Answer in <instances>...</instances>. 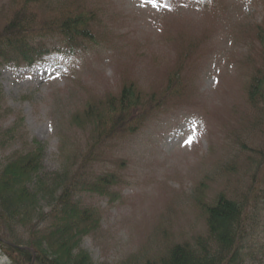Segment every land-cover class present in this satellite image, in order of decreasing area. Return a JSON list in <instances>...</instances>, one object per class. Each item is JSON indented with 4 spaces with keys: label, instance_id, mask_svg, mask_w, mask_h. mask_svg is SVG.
<instances>
[{
    "label": "rangeland",
    "instance_id": "rangeland-1",
    "mask_svg": "<svg viewBox=\"0 0 264 264\" xmlns=\"http://www.w3.org/2000/svg\"><path fill=\"white\" fill-rule=\"evenodd\" d=\"M83 1L99 12L108 48L72 65L54 55L32 68L0 67L5 108L11 111L5 126L24 119L29 138L46 147L44 173L61 172L75 144L84 142L71 119L92 91L100 95L107 87L116 92L122 78H131L145 91L161 92L177 55L174 40L182 33L200 41L183 71L191 79L188 101L122 140L93 166L98 172L116 171L117 161L126 163L127 184L117 189L121 199L110 203L85 195L104 220L84 248L96 264H117L132 255L153 254L163 239H189L202 230L193 192L209 178V198L216 195L227 180L220 166L238 152L234 109L242 102L243 61L249 54L244 31L263 21L264 0ZM5 157L0 151V159ZM248 180L243 172L239 186ZM261 206L254 225L264 241V199ZM247 260L261 262L257 251L248 252ZM0 264H10L1 250Z\"/></svg>",
    "mask_w": 264,
    "mask_h": 264
},
{
    "label": "trees",
    "instance_id": "trees-1",
    "mask_svg": "<svg viewBox=\"0 0 264 264\" xmlns=\"http://www.w3.org/2000/svg\"><path fill=\"white\" fill-rule=\"evenodd\" d=\"M244 40L246 82L242 102L234 109L238 152L220 166L227 180L216 195L209 198V178L194 189L192 202L202 230L189 239H163L153 254L132 255L117 264H245L254 251L264 264V241L254 225L264 199V19L244 31ZM199 44L182 33L174 40L177 55L161 92L145 91L135 80L122 78L116 92L106 87L83 99L71 125L84 142L75 144L55 174L44 173L46 147L29 138L23 118L5 126L11 111L0 86V151L7 154L0 159V250L10 264H96L84 241L101 231L104 217L85 195L113 203L121 199L117 189L127 183L125 161L116 162V171L98 172L93 166L122 140L188 101L191 79L183 71ZM108 46L99 12L83 0L0 2V67H33L53 54L75 61ZM243 172L249 180L240 187Z\"/></svg>",
    "mask_w": 264,
    "mask_h": 264
}]
</instances>
